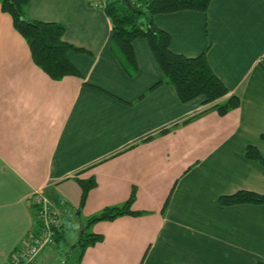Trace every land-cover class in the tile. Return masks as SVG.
I'll return each instance as SVG.
<instances>
[{
    "label": "crops",
    "instance_id": "0c3cea01",
    "mask_svg": "<svg viewBox=\"0 0 264 264\" xmlns=\"http://www.w3.org/2000/svg\"><path fill=\"white\" fill-rule=\"evenodd\" d=\"M24 12L62 23L63 39L84 50L67 53L79 74L50 77L0 4V264L37 230V190L59 228L77 219L81 231L103 235L80 264H264V202L219 200L264 193V165L245 155L248 144L264 155V0L152 17L174 51L204 53L238 94L225 113L201 96L182 101L142 37L132 41L129 74L111 51L110 18L92 0H29ZM78 178L95 180L83 201ZM129 196L135 213L87 226Z\"/></svg>",
    "mask_w": 264,
    "mask_h": 264
},
{
    "label": "trees",
    "instance_id": "16d2710c",
    "mask_svg": "<svg viewBox=\"0 0 264 264\" xmlns=\"http://www.w3.org/2000/svg\"><path fill=\"white\" fill-rule=\"evenodd\" d=\"M28 1L0 0V4L4 11L11 14L15 28L27 40L33 61L55 79L68 74H79V70L69 60L67 53L69 50L82 51L83 47L63 39L64 26L62 23L27 18L24 9ZM118 1L121 2V0H109L105 7L112 23L110 48L129 74H133L136 70L132 41L137 37H142L147 41L164 74L165 81L175 86L182 101L201 96L203 102H213L210 108L216 109L219 113H225L239 104L238 94H228L227 86L213 71L204 53L187 56L174 51L171 48L170 34L153 22L152 17L158 12H171L186 8L206 11L211 0H130L131 6ZM224 96H226L224 100H219ZM261 136L264 138V133ZM245 155L264 165V155L256 146L248 144L245 148ZM78 181L82 188L83 201L89 188L95 184V180L78 178ZM131 200L132 196H129L122 205L106 206L101 211L92 214L86 221L87 226L100 219L135 213L130 207ZM219 200L224 203L264 202V193L239 189L234 193L221 195ZM81 232L77 240L79 252L77 264H80L84 249L103 238L102 234L87 229Z\"/></svg>",
    "mask_w": 264,
    "mask_h": 264
},
{
    "label": "built area",
    "instance_id": "2783aa9c",
    "mask_svg": "<svg viewBox=\"0 0 264 264\" xmlns=\"http://www.w3.org/2000/svg\"><path fill=\"white\" fill-rule=\"evenodd\" d=\"M109 0H92V4L105 9ZM33 203L38 218L37 230L29 233L27 242L15 247L9 254L7 264H38L36 257L44 246L51 243L59 228V217L49 198L41 191L33 192Z\"/></svg>",
    "mask_w": 264,
    "mask_h": 264
},
{
    "label": "rangeland",
    "instance_id": "374dc122",
    "mask_svg": "<svg viewBox=\"0 0 264 264\" xmlns=\"http://www.w3.org/2000/svg\"><path fill=\"white\" fill-rule=\"evenodd\" d=\"M122 4L123 0L118 1ZM65 221L56 232L51 243L43 247L38 254V264H76L78 258L77 240L81 233L80 225L75 219ZM60 223V220H59Z\"/></svg>",
    "mask_w": 264,
    "mask_h": 264
},
{
    "label": "water",
    "instance_id": "95a60500",
    "mask_svg": "<svg viewBox=\"0 0 264 264\" xmlns=\"http://www.w3.org/2000/svg\"><path fill=\"white\" fill-rule=\"evenodd\" d=\"M123 1L126 3V5L131 6L130 0H123Z\"/></svg>",
    "mask_w": 264,
    "mask_h": 264
}]
</instances>
